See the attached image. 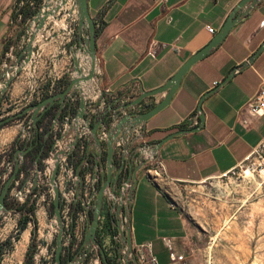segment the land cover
<instances>
[{"label":"crops","instance_id":"crops-1","mask_svg":"<svg viewBox=\"0 0 264 264\" xmlns=\"http://www.w3.org/2000/svg\"><path fill=\"white\" fill-rule=\"evenodd\" d=\"M31 1L0 0V68L7 56L10 57L11 48L18 44L24 31L23 22L26 27L31 20L28 18L32 10ZM88 1L92 17L98 20L97 48L103 70L101 87L108 99L104 109L93 110L106 118L107 125L101 126L100 130L103 133L113 120H121L126 112H130L127 107L132 98L143 90H155L166 84L193 54L205 47L242 0ZM22 11L25 14L20 13ZM63 23L60 21L55 25L52 34L48 33L47 36L62 30ZM208 27L213 28L215 34L209 33ZM263 44L264 0L234 27L217 49L191 68L170 105L148 122L142 140L137 141L142 136L141 131L129 135V149L116 140L119 146L116 152L117 184L120 182L123 186L126 180L130 181L132 172L137 170V181L133 188L124 190L127 198L132 193L133 248L148 244L147 254L155 259L156 264H193L199 254L197 235L191 232L181 211L169 197L168 188L199 185L233 174L251 158L264 140V116L254 117L247 110L248 102L263 85L264 51L249 67L235 74L217 92L206 98L201 130L169 141L161 148L154 162L143 167L142 162L152 159L153 154L146 147L170 134L197 128L201 124V98L220 86ZM69 45L67 37L59 36L40 48L35 67L36 89L44 80L52 78L53 82L59 81L66 71H70L71 75L73 60L66 55L67 52L70 55ZM30 85L28 70H23L6 93L11 102L7 115L15 118L0 130V153L4 150L10 153L9 164L0 163V184L3 188L18 164L20 174L26 163L27 154L23 162L22 150L27 148L22 146L31 144V150L38 136V130L28 119L32 115L27 111L28 104L19 107ZM35 99L38 100V97ZM156 103V98H148L139 104L135 112H147ZM127 128L128 123H125L123 129ZM99 150L95 142L87 141L84 157L91 153L94 158ZM71 171L72 167L68 178L73 177ZM34 172H37L35 165ZM77 172L75 177L79 183ZM30 175L25 179L24 189H30ZM75 193L76 205L81 202L78 187ZM115 204L117 206V202ZM108 205L104 206L105 218L109 207L111 212L116 213L109 199ZM114 221L103 218L99 228H103L109 236L104 240H110L118 248ZM45 223L46 220L42 222L43 228ZM18 242L14 253L15 264L24 263L31 234L26 232ZM117 260L109 262L118 264ZM141 264L154 263L148 261Z\"/></svg>","mask_w":264,"mask_h":264},{"label":"water","instance_id":"water-1","mask_svg":"<svg viewBox=\"0 0 264 264\" xmlns=\"http://www.w3.org/2000/svg\"><path fill=\"white\" fill-rule=\"evenodd\" d=\"M262 1L263 0H242L233 9L222 28L214 35L212 40L201 50L193 54L180 67L174 76L166 82V84L155 90H143L140 95L132 98L130 105L127 107L130 112H126V115L121 120H113L109 126H106L103 133H101L99 132V128L107 124L103 123L100 118L95 122V125L91 127L92 118L90 116H86L88 109L91 105H93V103H100L98 109H104L106 106L105 96L107 95L101 87L103 70L97 48L98 23L90 13L89 1L43 0L42 5L26 26L18 44L15 47H12L9 51L10 57L7 56L0 68V103L9 90L12 82L23 70H28L31 78L30 90L25 97L24 102L19 107L29 104L33 100L36 92L35 67L40 48L59 36H65L69 39V51L73 60V70L71 72V81L68 87L62 93L48 97L38 104L27 108V111L32 113V122L38 130V121L48 109L57 103L61 104L56 119L54 120V126L58 123V119L63 112V107L66 101L70 97L78 98L80 100V105L76 115L74 118L67 120L61 136L55 141L52 151L45 161L47 166L45 172L47 175L46 184L51 187L53 197L52 201L54 205V214L49 220L48 230L54 229L57 231L55 253L56 264H62L64 249L63 239L66 232L62 213L63 195L61 194L58 180L60 165L62 162H67L70 156L75 155L79 142L86 135L88 136L89 142H95L100 147L96 157L97 161L101 160L99 155L102 154V142L107 144L108 164L104 169V173H102L103 186L100 190L96 191L94 195V197L96 196L94 216L91 218L89 214L87 215L85 239L81 251L72 260H70L68 264H83L87 260L90 252L93 250L98 252V257L99 259H102L104 264H110L107 256L101 248V244L97 239L104 196L108 197L109 202L112 205V209L117 214V220L114 221V228L117 233L116 240L119 243L117 257L118 264H140L135 256L131 234L132 193H129L128 200L124 199L125 188L128 186L133 188L135 181H137V170L132 172L130 181L127 180L123 184L120 196L118 197L116 194L117 174H114L115 166L113 164L115 160V151L118 148L116 140L128 149L129 135L141 131L142 136L137 139V141L142 140L144 138L143 130L147 126L148 122L170 105L174 96L180 89L183 79L191 68L217 49L231 33L234 27L247 18ZM60 21H64V28L55 33L53 36H47L48 33L52 34L55 29V25H58ZM66 32L69 33L68 36H66ZM74 39H77V44L75 43L76 41H73ZM263 51L264 44L247 62L233 70L220 86L209 91L201 98L199 104L201 124L197 128L192 130H182L174 134H170L161 141L146 147L151 150L153 154L152 159H146L142 162L143 167H145L148 163L154 162L157 157L156 155L169 141L183 134L201 130L205 119L203 103L206 98L217 92L218 89L229 82L235 74L249 67ZM148 98H156V105L147 112H135L139 104ZM4 116L0 118V127L15 118V116L12 115L8 117ZM125 123H128L127 129H123V125ZM50 134L51 130L46 136L49 137ZM29 151V149H26L25 151L22 150L23 162L25 160V154ZM42 152L43 150L41 151V154ZM41 154L35 161L37 168L40 166L39 161L41 159ZM19 171L20 164H18L15 173L6 182L3 190L0 192V219L7 211L6 197L13 182L17 178ZM79 178L82 180V176L80 174ZM115 202H117V206ZM84 205L89 210L91 200L89 203L84 202Z\"/></svg>","mask_w":264,"mask_h":264},{"label":"rangeland","instance_id":"rangeland-1","mask_svg":"<svg viewBox=\"0 0 264 264\" xmlns=\"http://www.w3.org/2000/svg\"><path fill=\"white\" fill-rule=\"evenodd\" d=\"M168 192L197 235L193 264H264V174L248 176L239 169Z\"/></svg>","mask_w":264,"mask_h":264},{"label":"built area","instance_id":"built-area-1","mask_svg":"<svg viewBox=\"0 0 264 264\" xmlns=\"http://www.w3.org/2000/svg\"><path fill=\"white\" fill-rule=\"evenodd\" d=\"M30 5L32 7V10L36 9L35 0L31 1ZM207 29L209 33L215 34V31L213 28L208 27ZM57 86L58 85L53 84L50 87L51 91L57 88ZM46 91L47 89L41 83L40 86L36 89L35 95L36 97L40 99L46 93ZM10 103L11 102L5 95L0 103V118L3 117L4 115H5L4 117L7 116L8 114L7 110L10 108ZM247 110L254 117L264 116V81H263V85L259 93L252 100L248 102ZM65 126H66V123L60 126L58 124H55L52 127L51 134L53 132L54 133L61 132L62 134ZM9 154H10L9 151L7 150H4L3 152H1L0 153V163L2 162L4 165H6V163L8 162L9 164L10 162ZM45 161H44L45 168L41 169L39 166V168H37V172H34V166L30 168L27 171V173L21 171L20 174H18L19 176L15 179V181L13 182L10 188V199L17 201L18 205H16L14 209H11L9 211L7 210L0 219L1 220L0 246L3 249L0 264H15L14 263V253L16 252V249H17V242L24 236L26 232L31 234V240L34 234L37 236L38 248L34 255V264H43V263L44 264H56L55 262V253H56L55 243H56L57 231L54 229L48 230L49 220L52 217L50 216V207H51V204L53 203L52 201L53 197H52L51 187L47 186L46 184L47 175L45 172H46L47 166L45 164ZM239 169L242 171V173L248 176L258 174V173L264 174V140L255 150L251 158H249L245 163L241 164V166L237 170ZM237 170H235V172ZM69 171L70 169L68 170L67 168V162H62L60 165L58 180L60 184L61 194L63 195V204L65 203V200L67 202L65 207H63L62 205V208H63L62 213H63L64 222H65V230L70 226L74 230V233L72 232L73 234L71 233V235L68 236L67 242L65 243L64 239H63V242L65 246L75 241L77 242V244L74 246V248H77L78 244H80L81 242L83 245L87 223H85L83 213H79L75 215L74 212L73 213L71 212L72 211L71 210L72 200L76 193H75L74 187L72 186L71 188H69V186L74 180H76V177L68 178L67 175H69L68 174ZM235 172H233V174H235ZM29 174H31L30 177L28 178L30 182L29 185L31 186H30V189L28 190V189L23 188V184ZM85 179H86V193L89 194V188L91 185V175L87 174ZM37 185L40 186V191L37 195H35V198H34L35 201L32 202V204H30L28 203L27 200H28L29 194L31 193V187L37 186ZM125 200H128V198ZM24 204H28L29 207H33L34 209L32 219L28 221L26 228L24 227L22 220L24 216L28 215V213L19 211L17 209L18 206L24 205ZM44 220H46V223H45V227L43 228L42 222ZM98 234H100L99 239H100L101 248L104 251L105 255L107 256L108 260L110 261V260L116 259L118 257L117 246L110 240H107V241L104 240L105 237L109 238V236L106 234L103 228L101 230L100 228L98 229ZM82 245H81V248H82ZM148 248H149L148 244L135 246L134 248L135 256L137 257V260L140 264L148 262V261H152V263L156 264L155 259L148 256L147 254ZM98 256H99L98 252L96 250H93L92 252H90L87 260L83 264H103L102 259H99ZM24 263H25V260H24ZM24 263L21 262L20 264H24Z\"/></svg>","mask_w":264,"mask_h":264},{"label":"flooded vegetation","instance_id":"flooded-vegetation-1","mask_svg":"<svg viewBox=\"0 0 264 264\" xmlns=\"http://www.w3.org/2000/svg\"><path fill=\"white\" fill-rule=\"evenodd\" d=\"M96 21L98 23V20L97 19H96ZM23 23H24V27H25V22H23ZM76 40L77 39H74L73 41L75 42ZM75 43L77 44L78 41H76ZM48 75L49 74L47 73L46 74V77H48ZM70 81H71L70 71H66L64 73V75H63V78L60 79L57 82H53L52 78L51 79L44 80V82L42 84L47 89L46 93L40 99L38 98V100L35 99L36 98V95H35L34 98H33V100L26 106V108L27 107H30L32 105L38 104L39 102L47 99L48 97H51V96H54V95H57V94L62 93L63 91L66 90V88L68 87ZM53 84L54 85H58V86L53 91H51V88L50 87ZM105 103L106 104L108 103L107 95L105 96ZM56 105L58 106V111H59V109L61 107V104L60 103H57L53 107H55ZM79 105H80V100L78 98H72V97H70L66 101V103H65V105L63 107V112L66 109H69L70 110V109H72L74 107H76L77 110H78ZM99 106H100V103H93V105L90 106V108L88 109V112L86 114L87 117L90 116L92 118V120H91V127H93L95 125V122L97 120H99L100 118L102 119L103 123H106L105 122L106 121V118L104 116L103 117H100L98 112L97 113L93 112V110H95ZM58 111H57V114H58ZM63 112H62V114H63ZM76 113H77V111H76ZM44 114H43V116H44ZM57 114H56V116H57ZM62 114L60 115V117L58 119V123H57L59 126L62 125V124H65L68 119H72L73 118L71 116V114L70 115H65L64 118H62ZM8 116L9 115H7L6 117H8ZM28 119L29 120L32 119V115ZM55 119H56V117H55ZM53 124H54V122H53ZM52 127H53V125H52ZM51 130H52V128H51ZM100 130H101V127L99 128V132H101ZM39 131L40 130L38 129L37 134H39ZM86 139L88 141V136L87 135L84 136L81 139V141L79 142V145H78V148H77V150L75 152V155L74 156H70L69 159H68V161H67V168H68V170L72 167L73 178H75V176H76V170H78V172H80L79 174L82 176V180H79V183L76 180H74L73 182L71 181L72 183L69 186V188H71L73 186L75 191L77 190V187H78L79 194L81 196V202H77V204L75 205L74 204V200L77 197V193L75 194V196H74V198L72 200V204H71V210H72L71 212L72 213L74 212V214L76 215V213H77V207L78 206H82L83 210L80 213H83L84 219H85V223H87V215L88 214L90 215L91 218H93V216H94V205H95V202H96L95 201V197L96 196L94 197V195H95V192L98 191V190H100L102 188V186H103V182H102V172H104V169H105V167L108 164V160H107V144L105 142H102L103 143L102 144V154L99 155L101 157V160L100 161H97V159H96L97 155L93 158L91 156V153L86 158L84 157V152L86 150V145H87ZM32 145H33L32 146V148H33L34 147V143ZM30 147H31V144H28L25 148L29 149ZM78 151H80V153L82 154L81 155L82 156V159H81V162L79 163V165L76 166V163L75 162L77 160V153H78ZM116 152H117V150L115 151V160L113 162V164L115 166L114 174L117 173V170H116V168H117ZM26 157H27V155H26ZM83 161H84V163H83ZM87 174H90L91 175V185H90V188H89V194L86 193V179L85 178H86V175ZM128 174H129V172H128ZM117 185L118 186H117L116 193H117V196H119L120 195V190H121L122 186H121V183L120 182ZM39 191H40V186L37 185V186H32L31 187V193L29 194V197H28V200H27L28 203L32 204V202L35 201V199H34L35 198V195H37L39 193ZM9 192H8V194H9ZM125 199H127V196H125ZM10 200L12 201V203L14 204V206L18 205V202L17 201H15L13 199H10V197H6V207H7V210L8 211L11 210V209H14V207L11 208V207H8L7 206V202L10 201ZM89 200H91V205H90V208L88 210L86 208V206L84 205V201H86L87 203H89ZM66 203L67 202L65 200V203L63 204V207L66 206ZM105 204L108 205V197L107 196H104L103 206L101 208L100 222H101V220L103 218L106 219V220H107V218L109 220L110 219H114V220L116 219L117 220L116 213L111 212V208L110 207H109L108 215L105 218V216H104V206H105ZM0 224H1V220H0ZM72 232L74 233V230H73V228L71 226L66 229V232H65V235H64L65 243L67 242L68 236H70ZM97 239H98V241L100 243L99 234H97ZM55 247H56V243H55ZM72 250H73L72 243H70L69 245H65L64 246V249H63V255L67 254L68 251L69 252H72Z\"/></svg>","mask_w":264,"mask_h":264},{"label":"trees","instance_id":"trees-1","mask_svg":"<svg viewBox=\"0 0 264 264\" xmlns=\"http://www.w3.org/2000/svg\"><path fill=\"white\" fill-rule=\"evenodd\" d=\"M43 0H35V5H36V9L31 10L28 13V18L32 19V17L35 15V13L37 12L38 8L42 5ZM25 14L23 11L20 12ZM25 30V27H24ZM24 32V31H23ZM22 32V34H23ZM22 34H20V37L22 36ZM99 35V29L97 30V36ZM58 111V106L56 105L55 107H52L51 109H49L44 116L41 118V120L38 122V126H39V134L34 142V147L28 152L27 157H26V163L23 166V168L21 169L22 172L27 173V171L32 168L35 164V161L37 160V158L40 156L41 151L43 150L42 154H41V159L39 161L40 164V168L44 169L45 165H44V161L48 158L50 152L52 151L53 145L56 141L57 138L60 137L61 132H56V133H52L49 137L46 138V135L48 134V132L51 130L54 119L56 117ZM76 111L77 108L74 107L72 109H66L64 110L63 114H62V118H64L65 115H70L72 117H74L76 115ZM11 124V122H8L6 124H4L3 126L0 127V130L6 126ZM182 128H184V126H182ZM14 146V144H13ZM22 147H26L25 145H23ZM82 154L80 153V151H78L77 153V160H76V166L79 165V163L81 162L82 159ZM1 172V171H0ZM3 189V186L0 184V190ZM7 197H10V192L7 195ZM7 206L8 207H16L14 206V204L12 203V201H8L7 202ZM17 209L19 211H23L28 213L27 216L23 217L22 223L24 225V227L26 228L28 221H30L32 219V215H33V207H29L28 204H24V205H20L17 207ZM83 208L82 206H78L77 207V213L82 212ZM54 214V205L53 203L51 204L50 207V216H53ZM77 244V242L73 241L72 243V252H69L65 255L62 256V264H68L70 260H72L81 250V245L82 242L80 244H78L77 248H74V246ZM38 248V240H37V236L34 234V236L32 237L29 249L27 251L26 254V258H25V263L24 264H34V255L36 253V250ZM3 253V249L0 246V260H1V256Z\"/></svg>","mask_w":264,"mask_h":264},{"label":"bare ground","instance_id":"bare-ground-1","mask_svg":"<svg viewBox=\"0 0 264 264\" xmlns=\"http://www.w3.org/2000/svg\"><path fill=\"white\" fill-rule=\"evenodd\" d=\"M67 27V26H66Z\"/></svg>","mask_w":264,"mask_h":264}]
</instances>
